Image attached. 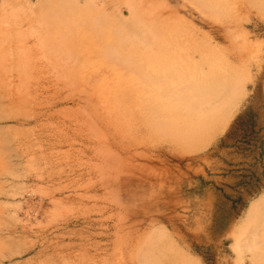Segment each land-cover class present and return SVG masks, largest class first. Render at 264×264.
<instances>
[{
	"label": "rangeland",
	"instance_id": "obj_1",
	"mask_svg": "<svg viewBox=\"0 0 264 264\" xmlns=\"http://www.w3.org/2000/svg\"><path fill=\"white\" fill-rule=\"evenodd\" d=\"M258 4L169 0L149 46L131 35L117 53L138 52L133 64L141 65L162 48L174 50L171 62L189 81L211 66L236 71L228 114L194 142L157 136L134 113L135 94L142 104L169 98L154 92L169 61L156 68L154 91L138 78L120 85L130 68L115 71L116 82L101 89L102 65L113 61L95 49H62L61 68L17 82L21 104L0 122V139H7L1 148L18 143L26 155H0L1 166L13 170L0 166V238L10 231L15 242L0 246L1 264H138L137 251L152 238L192 264L256 262L255 249L242 244L264 196V2ZM163 36L172 44L159 42ZM202 51L213 62L200 60ZM182 111L179 120L191 108Z\"/></svg>",
	"mask_w": 264,
	"mask_h": 264
},
{
	"label": "bare ground",
	"instance_id": "obj_2",
	"mask_svg": "<svg viewBox=\"0 0 264 264\" xmlns=\"http://www.w3.org/2000/svg\"><path fill=\"white\" fill-rule=\"evenodd\" d=\"M167 1L169 0H0V122L11 118L7 113L8 109L21 104L20 97L13 90L15 86H19L17 82L41 77L47 66L61 68L62 49H95L111 54L113 65H102L105 74L99 80L101 89H107L116 82L115 71L130 68L132 72L129 70V75L120 85H132L138 78L142 88L146 84V91L147 88L152 90L154 85L151 82L155 84L160 81L156 68L163 66L164 62L173 61L171 56L175 51L162 48L141 65L133 64V56L138 52L133 53L129 49L126 53H117L127 45L131 35L144 41L145 45L151 43L150 29L157 27L158 20L162 18V4ZM250 2L260 5L258 3L264 0ZM159 42L167 44L163 43L162 46L172 44L166 36L160 38ZM198 53L200 60L213 62L209 51ZM170 66V72L163 79L164 84L154 87L156 91L152 90L156 93L168 92L169 98L159 103L146 101V104H142L143 96L138 92L137 96H132L133 104L137 106L134 113L139 116L140 124L157 136L171 137L172 141L181 144L197 141L204 129L220 127L222 118L228 114V109L232 106L231 98L236 93L237 73L224 65V68L211 66L207 74L201 75L202 78L194 74L190 78L192 81H189L183 75V66L178 67L176 62H171ZM179 101H183V106L176 104ZM184 106L191 108V112L179 120ZM183 124L187 126L183 127ZM6 129L12 130V127ZM4 137L0 139V155L10 154L12 151L15 156L23 157L25 153L18 151V143H14V150L11 147L9 150L1 148L7 140ZM5 166L4 164L2 168L4 171L13 172L10 167ZM249 217V223L253 224L242 246L249 250L255 249L254 264H264V196L255 204L253 214ZM11 234L12 232L7 231V236L0 238V246L4 243L15 244ZM157 242V238H152L145 249L137 251L138 264H192L177 253L170 252L168 247H159ZM16 253L18 254L17 249L4 256L11 258Z\"/></svg>",
	"mask_w": 264,
	"mask_h": 264
}]
</instances>
